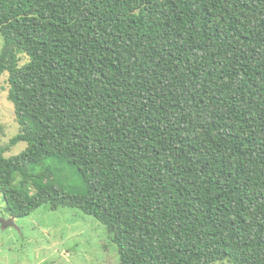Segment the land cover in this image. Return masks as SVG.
I'll return each mask as SVG.
<instances>
[{
	"label": "trees",
	"instance_id": "obj_1",
	"mask_svg": "<svg viewBox=\"0 0 264 264\" xmlns=\"http://www.w3.org/2000/svg\"><path fill=\"white\" fill-rule=\"evenodd\" d=\"M0 32L7 212L79 208L118 264H264V0H0Z\"/></svg>",
	"mask_w": 264,
	"mask_h": 264
},
{
	"label": "rangeland",
	"instance_id": "obj_2",
	"mask_svg": "<svg viewBox=\"0 0 264 264\" xmlns=\"http://www.w3.org/2000/svg\"><path fill=\"white\" fill-rule=\"evenodd\" d=\"M0 32V52L3 47ZM6 75L0 79V143L6 145L19 132L14 107L8 99ZM24 142L7 155L18 154ZM5 201L0 191V208ZM20 230L0 229V264H118L119 250L106 226L76 207L52 209L43 204L33 213L16 217ZM218 264H230L222 262Z\"/></svg>",
	"mask_w": 264,
	"mask_h": 264
},
{
	"label": "water",
	"instance_id": "obj_3",
	"mask_svg": "<svg viewBox=\"0 0 264 264\" xmlns=\"http://www.w3.org/2000/svg\"><path fill=\"white\" fill-rule=\"evenodd\" d=\"M0 223L2 224V227L6 229L7 227H15L17 230H20V227L17 225L15 221V216H11L9 218H4L0 216Z\"/></svg>",
	"mask_w": 264,
	"mask_h": 264
},
{
	"label": "flooded vegetation",
	"instance_id": "obj_4",
	"mask_svg": "<svg viewBox=\"0 0 264 264\" xmlns=\"http://www.w3.org/2000/svg\"><path fill=\"white\" fill-rule=\"evenodd\" d=\"M0 216L4 217V218H9V217L14 216V215H11L9 212L6 211L5 207H2V208H0ZM15 221H16V219H15ZM1 228L4 229L2 227V224L0 223V229ZM6 229H15L16 230V228L12 227V226L11 227H7Z\"/></svg>",
	"mask_w": 264,
	"mask_h": 264
},
{
	"label": "clouds",
	"instance_id": "obj_5",
	"mask_svg": "<svg viewBox=\"0 0 264 264\" xmlns=\"http://www.w3.org/2000/svg\"><path fill=\"white\" fill-rule=\"evenodd\" d=\"M15 219H16V217H15Z\"/></svg>",
	"mask_w": 264,
	"mask_h": 264
}]
</instances>
